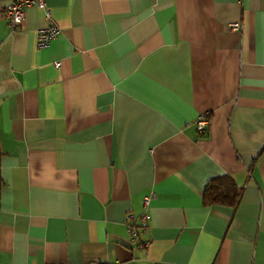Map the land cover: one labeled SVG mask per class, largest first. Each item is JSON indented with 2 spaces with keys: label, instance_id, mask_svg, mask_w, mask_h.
I'll return each mask as SVG.
<instances>
[{
  "label": "crops",
  "instance_id": "crops-1",
  "mask_svg": "<svg viewBox=\"0 0 264 264\" xmlns=\"http://www.w3.org/2000/svg\"><path fill=\"white\" fill-rule=\"evenodd\" d=\"M5 5L0 264H264V0H44L43 49Z\"/></svg>",
  "mask_w": 264,
  "mask_h": 264
},
{
  "label": "built area",
  "instance_id": "built-area-1",
  "mask_svg": "<svg viewBox=\"0 0 264 264\" xmlns=\"http://www.w3.org/2000/svg\"><path fill=\"white\" fill-rule=\"evenodd\" d=\"M6 5L3 8V16L7 19V28L8 34H12L18 30V25L23 20L24 11L32 6H36L39 9L44 11V16L47 19V24L44 28H41L37 31L36 34V47L43 49L47 47V45L59 34V28L56 24L50 20L48 11L44 7V0H1ZM230 30L236 31L238 30L237 24H232L230 26ZM56 68L58 64L54 65ZM205 121L202 118H198L195 123L196 130L198 132H203L205 128ZM153 198L152 194L145 196L142 198V207L146 208L148 206L149 201ZM125 222H130L133 220V216L131 214H127L124 218ZM137 223L127 226L126 232L131 236V243H133L137 248H145L147 246V242H140L135 232L138 230L141 233H144L147 228V222L149 220V216L147 214H141L136 219Z\"/></svg>",
  "mask_w": 264,
  "mask_h": 264
},
{
  "label": "trees",
  "instance_id": "trees-1",
  "mask_svg": "<svg viewBox=\"0 0 264 264\" xmlns=\"http://www.w3.org/2000/svg\"><path fill=\"white\" fill-rule=\"evenodd\" d=\"M1 186L0 179V188ZM202 195L203 204L227 207L234 211L241 200L242 188L236 187L228 176H219L207 182Z\"/></svg>",
  "mask_w": 264,
  "mask_h": 264
},
{
  "label": "rangeland",
  "instance_id": "rangeland-1",
  "mask_svg": "<svg viewBox=\"0 0 264 264\" xmlns=\"http://www.w3.org/2000/svg\"><path fill=\"white\" fill-rule=\"evenodd\" d=\"M56 63H54L53 65H55ZM55 67V66H54ZM56 68V67H55Z\"/></svg>",
  "mask_w": 264,
  "mask_h": 264
}]
</instances>
